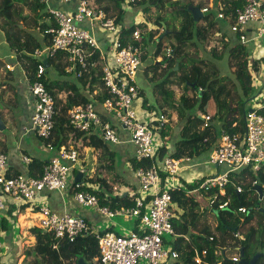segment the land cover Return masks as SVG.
I'll return each mask as SVG.
<instances>
[{"label": "built area", "instance_id": "built-area-1", "mask_svg": "<svg viewBox=\"0 0 264 264\" xmlns=\"http://www.w3.org/2000/svg\"><path fill=\"white\" fill-rule=\"evenodd\" d=\"M41 1L47 3L46 11L56 26L47 30L52 36L51 44L37 48L32 53L40 63L37 65L35 79L28 83L33 99L30 122L31 128L45 141L46 147L53 154L42 167L41 174L32 177L22 173L8 174L7 155L0 150V229L3 216L11 204L32 202L42 191L67 192L72 177V185L76 188L73 199L78 205L94 207L108 220L115 217L133 218L136 221L135 228L122 234L111 230L95 231L82 216L67 212L58 213L42 206L39 210L38 228L49 234L53 249L58 250L62 242H72L79 235L90 233L95 234L97 239L98 264H176L179 254L172 243L178 234L175 233L171 222L175 215L171 207V191L182 188L177 174L182 162L189 161L190 158H175L171 155L158 158L159 149L163 144L159 133L167 124V117L161 110L141 107L138 112L134 107L135 102L140 99L135 77L143 63L140 42L143 30L136 28L123 40L120 35L122 27L117 21V16L93 7L91 0H57L61 3L73 1L75 5L72 10L51 6L50 0ZM133 1L137 0H124V4L128 6ZM219 9L222 10L223 6ZM201 10L206 13L209 9L204 7ZM234 13L230 30L240 33L241 42L246 40L244 32L250 22H256L257 34L264 36V0H243V4L237 7ZM218 17L225 18L222 11L218 12ZM96 28H102L112 34L111 38L104 40L107 42L106 46L98 42L94 33ZM58 56L65 61L66 73L75 78L83 77L97 62L102 84L109 93L102 102L104 110L128 133L134 145L135 158L151 161L148 166H139L135 170L138 188L131 206L111 208L108 205H100L94 193L77 189L80 182L75 181V175L85 171L80 166L76 167L79 164L78 151L71 146L61 144L56 147L52 143L57 110L56 100L43 82L46 70L44 62ZM5 69L12 70L13 66L6 63ZM258 84L260 103L244 112L243 132L230 133L222 129L214 142L208 162L220 169L218 173L202 179L197 188L190 191L186 189V193L198 190L206 192L211 208H214L215 203L219 209L227 208L229 201L218 202L217 193L224 195L225 185L230 182L232 173L247 168L264 172V116L259 112V109L264 108V74ZM65 117L70 128L76 133L88 134L95 130L104 141L113 144L119 142V136L114 132L111 123L99 115L91 100L68 108ZM210 118L209 114L203 115V127L209 125ZM23 161L28 163L29 158L23 156ZM252 184L257 185V181L252 180ZM233 185L237 193L243 191L240 183ZM212 190L215 191L210 194ZM263 198L264 194H261L259 200ZM248 209L246 206H240L236 210L241 224L249 213ZM246 226L247 223H244L241 229L235 230L233 239L242 238L246 234ZM166 236H171L169 243ZM183 236L189 240L187 234ZM209 240H213V236H210ZM241 247L232 244L219 246L213 252L207 248L199 250L192 247V258L195 264H221L223 258L239 262ZM212 253L216 255V261L211 259ZM65 259L63 264H66Z\"/></svg>", "mask_w": 264, "mask_h": 264}, {"label": "trees", "instance_id": "trees-1", "mask_svg": "<svg viewBox=\"0 0 264 264\" xmlns=\"http://www.w3.org/2000/svg\"><path fill=\"white\" fill-rule=\"evenodd\" d=\"M221 1L224 3L222 10H220L219 7L217 8L216 13H211L208 10V12L204 13L203 17L198 21L193 20L191 14L186 11L185 4L182 3L181 0L133 1L128 6L133 8L141 7V12L143 14H148L150 7H153L154 11L159 13L162 12V9L169 6V8H173V11L175 9L174 12L171 11V15L180 13V20L174 16H170L167 17L168 21H166L163 17L157 16L153 21H151L146 17L147 19L141 23H132L127 26L122 24V17L125 13V9L128 8V6L124 4V0H91V5L95 8H101L102 10L117 16V21L122 27L120 35L121 39L123 40L126 39L134 29L139 28L143 30L141 33V40L143 41L142 60L146 59L149 54L151 57L156 59V57H158V55L164 51L165 56L163 59L167 58V65L169 64L174 66L176 59H180L177 70L180 71L183 66L185 68L191 64L187 55L188 51L185 49L187 47L193 48L195 52H199L201 55L202 52L205 51L214 59L220 60L225 57L224 50L227 46L225 22L227 21V24L233 23L235 9L243 4V0ZM196 4H198L200 8L206 7L203 0H198ZM219 11H222L225 18L218 17ZM49 16L50 15L46 11L45 4L41 0H0V17L6 19V22L1 25L3 27L2 29L5 32V24L8 22V27L11 31L10 33H5V41L9 44L11 49H14L16 53V61L19 63V65L24 66V74L27 76L28 80L27 84L31 83L35 79L37 65L40 63L39 59L32 56L33 51L37 48H41L45 45L49 46L51 44L52 36L51 33L47 32V30L53 28L56 25L53 20H51L50 23L45 21ZM169 20L178 21L179 28L176 29L174 24L171 23L173 31H168V33L164 35V32L170 29V26L168 25V23H170ZM219 20L223 22L219 23ZM32 22L36 24L39 33H41L42 42L26 29L25 23L27 25L32 24ZM148 22H152L153 25L148 27ZM20 23L23 25L22 28L19 27ZM163 23L165 26H163ZM212 33H214L217 38L219 36V39H211V41H214L215 44L211 46V41L209 39L211 38L210 35H212ZM235 34L239 39L240 33ZM170 36H173L176 39V42L171 45V50H166L163 45V39ZM219 40L221 43H218ZM137 44L139 43L137 42ZM152 45H154V50L150 52V47ZM182 49H184V53H182V55H176L175 52H178ZM228 56L230 66L234 69L233 81H231L229 76H225L223 78L218 77V73L215 75L214 72L216 71L213 69L214 71L210 72L209 75H207L206 72L201 74L199 72L197 73L195 76L197 77L195 79L196 81H191L195 83L196 87H192L187 83H185L184 87L186 91L190 89L194 91L195 95L198 96L199 92L201 91L199 87L206 88L207 95H210L211 91L216 86L222 85V88L224 89L232 85L233 92L237 94L236 104L232 106L225 100H219L217 112L214 113V116H216V118L221 121V128L223 130L230 133H242L244 129L243 112H245L242 104L247 98H251L255 94L256 85H254V76L251 74L250 68L256 70L257 61L255 60L253 63H251L250 59H248L247 51L243 45L239 43H235L230 47ZM50 60L51 59H47L44 64H46V62H50ZM208 60V58L203 57L198 59V61L203 63L204 66L208 64ZM209 64L210 67L213 66L212 60H210ZM58 69L65 71V64L62 63L59 65ZM89 75H91L90 79H92V81H94L96 84L102 80L101 72L99 70L97 71V68L94 67H91L89 72L83 77L79 78V80L81 81L84 78L86 79ZM223 79H226V81L229 80L230 85L223 83ZM43 82L47 89L50 90L49 83L45 81V78L43 79ZM165 83L166 80H162L161 83L158 84L161 92L166 90L164 88ZM166 92L168 93L169 91L166 90L165 93ZM108 96L109 93L103 86L101 91L96 94L95 98L98 102L102 103ZM180 100V105H176L174 107L178 112L179 118H184L183 116H185L184 125L179 132V138L175 143V150L173 153L167 154L166 149L161 147L163 145L160 146L161 148L158 152V158L160 159L165 155H171L175 158L182 156H198L201 152L212 147L213 142L216 141H214V137L217 136L214 133L218 132L219 135L220 129L217 130L214 125L209 124L208 126L203 127V119L200 116H196L194 113L185 114V112H189L195 107L197 100L195 101V99L187 97L184 94L181 95ZM196 106H198V104ZM223 109L225 111L222 113ZM259 112L264 116V108L259 109ZM169 130L168 124H166L160 130L159 136H161L163 141L170 136L168 133ZM60 131V128L57 129L55 127L52 132L60 133ZM109 156L110 158L108 159L106 168L111 169L113 168L114 164V155L109 152ZM150 162L151 161L149 159L137 160L134 156L131 163L133 168L136 170L139 166H148ZM38 168L40 167L38 166ZM246 175L249 176V178H246ZM162 177L163 180L164 175H162ZM201 180L202 179L193 184H185V188L188 190L197 188ZM252 180H256L257 185H253ZM235 183H240L243 186V191L241 193L236 192L233 185ZM263 183L264 172H261V170L257 172L247 168L232 173L230 182L225 185L224 195L217 193L218 202H223L226 200L229 201L227 208L219 209L217 203L214 204V208L210 207L211 210L209 213H211V216L214 220L213 226L207 224L202 225L199 223L197 219L199 203L191 195L192 193L194 194V192L187 196L186 189L183 188L171 191L172 202L182 209V213L174 215L171 220L175 233L178 234L172 243L173 248L179 254L176 264H195L192 258V247H196L199 250L207 248L210 252H213L214 249L219 246L231 244L240 245L244 248L245 258L250 259L256 252L252 245L255 244L259 246L261 251L264 253V206L255 209V207H249L250 204L248 201L251 196H253L255 201H257V198L259 199V193H257L258 185L261 187L262 194H264ZM77 189L89 190L97 196L100 205H108L111 208L122 206L128 207L134 203L135 195H116L109 200H105V195L103 192L100 193L98 191H94L87 187L85 183L80 182ZM70 190L72 192L76 190L74 185L70 186L69 191ZM214 191L215 190H212L209 193L211 194ZM240 206L251 208V211L245 216L244 223L255 221L256 229L246 232V234L240 239H233V232L235 230L241 229L242 225L244 224H241L236 213L237 208ZM10 209L11 207L6 212L11 211ZM204 211H206V209H202V214ZM175 212L177 213L176 210ZM6 218L7 216L5 214L1 222V229L7 227ZM260 220L262 221L260 222ZM31 231L34 233L36 238V243L32 249L34 253V264H63V260L65 258H69V262L71 264H77L79 257L84 258L87 263L94 264L95 262V264H98V249L95 234H81L72 242H62L59 249L55 250L51 247L50 236L48 233L36 227ZM186 234L188 235L189 240L185 239L183 236ZM210 236H213V240H209ZM211 256L213 261L217 260L215 254L212 253ZM25 257L28 258L27 255ZM262 258H264V254H262L255 264H264V259L262 260ZM26 260H24L22 264H25V262L28 264V261ZM221 264H240V262H234L230 259L223 258L221 259Z\"/></svg>", "mask_w": 264, "mask_h": 264}, {"label": "crops", "instance_id": "crops-1", "mask_svg": "<svg viewBox=\"0 0 264 264\" xmlns=\"http://www.w3.org/2000/svg\"><path fill=\"white\" fill-rule=\"evenodd\" d=\"M192 1L197 3L198 0ZM203 1L205 6L209 8V12H211L210 6L212 1ZM49 2L50 5H53L54 7L67 10H72L75 5L73 1L70 3H61L57 0H50ZM128 8H130V6ZM126 16L131 17L132 13H126ZM143 21L145 20L139 19V23ZM225 23L227 46L225 47L224 52L228 63L230 47L235 43L242 44L248 53V59H250L251 63L255 60L257 61L256 70L250 68L251 74L253 76L256 75L258 80L261 81V77L264 74V36H259L257 34V23H248L244 32V35L246 36L244 42H241L240 39L236 37V34L230 30V24H227V21ZM85 25H87V23H85ZM149 26L151 25L148 23V27ZM19 27L22 28L23 25L20 23ZM26 29L42 42V35L39 33L34 22H32V24H27ZM94 33L100 43H104V40L102 39L103 35L101 33H96L95 31ZM3 39H5V33ZM2 41L3 40L0 42V44H2L0 45V119L4 128H0V150L4 151L7 155L6 167L8 174L16 175L22 173L28 174L32 177H38L42 172V167L49 161L53 152L48 150L45 141L31 128L30 117L33 109V99L28 89V80L27 76L24 74V66L17 63L14 49H11L6 41H3L5 43V45H3ZM206 54L207 52H202V55ZM213 61L218 62V59L213 58ZM6 63L12 65L13 69L9 71L6 70ZM62 63L65 64V61L58 56L45 64L46 70L44 78L45 81L49 83V91L54 96L57 107L54 128L61 129L60 133L52 132V143L56 147L61 144L71 146L78 151L79 164L76 167L80 166L85 170L82 174L81 182L85 183L87 187L94 191L100 193L103 192L105 200H109L116 195H136L138 185L135 177V169L131 163L132 158L134 157V145L130 141L128 133L121 129L116 119L109 113H106L102 103L98 102L95 98L96 94L101 91V88L103 87L102 80L96 84L90 79L91 75H89L86 79L84 78L80 81L79 78H75L71 74L65 73L64 70H59L58 67ZM91 67L97 68V71L99 70L97 62ZM231 72L234 76L233 67H231ZM140 73H146V69L144 70L141 67L137 74L139 75ZM146 77L150 78L148 74ZM139 88L141 93V90L143 89L141 87ZM159 91L161 95L158 96L152 93V98L149 99V101L140 97V99L135 102L134 107L140 112L141 107L144 109H156L155 107L157 106L159 110L165 113L168 121L167 124L170 129L168 132L170 136L163 141L162 147L166 149L167 154H171L175 150V143L179 138V132L183 127L185 120V116L184 118H179L178 112L174 107L180 105V97L183 93H180L178 99L176 98L174 91L167 90L169 92L165 93L166 90L161 92L160 88ZM188 94L189 93L185 95L195 99V101L197 100L196 95L192 97V95ZM164 96L166 97V100H163ZM89 100L93 101L95 109L99 115L111 123L114 132L119 136L118 143L113 144L104 141L101 135L95 130H92L88 134H80L70 128L68 120L65 117L66 110L76 104ZM254 101V96L245 100L246 103L248 102L249 108L255 106L252 104ZM245 102L243 104H245ZM244 107L245 106H243V109ZM165 109H169L167 114ZM246 110L244 109V111ZM195 111L196 108L194 107L186 113H195ZM206 114L213 115V113H205V115ZM212 123L217 130L220 129L219 135L218 132L214 133L217 135L214 137L215 141L218 139L222 131V123L217 120H214ZM213 146L214 142L212 144V147ZM212 147L201 152L198 156H186L189 157L190 160L182 162V167L177 174V178L181 182L183 189H187L185 188V184H193L200 179L218 173L220 169L208 162ZM109 152L114 155V164L111 169L106 168V164L110 158ZM82 155H84L83 158ZM23 156L29 158L28 163L23 161ZM118 156L122 161L121 166H118ZM98 157L99 177L93 178L95 177V174L93 177L90 175L91 171L94 169V163H91V160ZM38 166L40 168H38ZM103 171L106 175L105 178L101 176ZM109 178L111 181L110 184L107 183L109 182ZM246 178H249V176L246 175ZM69 182V186H71L72 177ZM190 190L191 189L188 191ZM192 192L193 191L190 193ZM190 193H186L187 196L190 195ZM259 196L261 195L259 194ZM42 206H47L58 213L67 212L82 216L86 220L88 226L92 230L97 231L111 230L117 234H122L134 229L136 224L135 219L130 217H115L108 220L105 219L94 207L78 205L73 199V192L71 190L64 193L58 191H42L34 197L32 202L23 201L13 205L11 204V211L5 213L7 216V227L0 229V241L2 243V248L0 249V264H22L24 260L28 259L25 257L28 254L26 253V247L32 246L33 249L36 243L35 235L31 230L35 227L38 228V220L40 218L39 210ZM176 207L177 213L174 211L176 213L175 215L181 214L182 209L178 206ZM246 228L247 227H245L244 230ZM17 235H19V237H17ZM32 252L33 250L27 255L30 260H33L34 256Z\"/></svg>", "mask_w": 264, "mask_h": 264}, {"label": "rangeland", "instance_id": "rangeland-1", "mask_svg": "<svg viewBox=\"0 0 264 264\" xmlns=\"http://www.w3.org/2000/svg\"><path fill=\"white\" fill-rule=\"evenodd\" d=\"M211 1H212L211 6H210L211 13H216L218 7L224 6V3L221 0H211ZM49 4H50V2H49ZM51 6H53V5H51ZM46 7H47V3L45 4V8ZM171 11H173V8H169V6H167L164 9H162V12H159V13L155 12L153 7H150V10L148 11V14H143L141 12V7H139V8L130 7V8L126 9V11H125V13H124V15L122 17L123 18L122 24L127 26V25L132 24V23H139V19L146 20L147 18H149L151 21H153L154 18H156L157 16L163 17L166 21H168L167 17H170V16H174L175 18H178V20H180V13H175V14L171 15L170 14V13H172ZM174 11H175V9H174ZM128 12L132 13L131 17L126 16V13H128ZM51 20H52V18L49 16L48 18H46L45 21L47 23H50ZM5 22H6V19H4L3 17H0V42H1V40H3L5 42V39H3L4 38V33H10L11 32L9 27H8V22H7V24H5V32L2 29L3 27L1 25H3ZM222 22L223 21L219 20V23H222ZM148 23L151 26L153 25L152 22H148ZM171 23L174 24L176 29L179 28L178 21H170V23H168V25L170 26V29H168L167 31H170V32L173 31V29H172L173 27H172ZM25 26H26V23H25ZM95 32L96 33H101L103 35V38H102L103 40L109 39V38L112 37V34L106 32L102 28H96ZM210 36H211V38L209 39L210 41H211V39H215V40L219 39V36L217 38V36H215L214 33H212V35H210ZM97 40H98V38H97ZM163 40H164L163 41V45L165 43H167V44H165V49L166 50H169L171 45L176 42V39L173 36L165 37ZM3 41H2V43H3V45H5V43ZM141 41L142 40H140V42ZM98 42L100 43L99 40H98ZM106 43L107 42L104 41V43H100V44L102 46H106ZM202 43H203V39H202ZM218 43H221V41L219 40ZM210 44H211V46L215 45L214 41H211ZM0 45H2V44H0ZM153 46L154 45H152L150 47V51L154 50ZM1 47H3V46H1ZM141 47L143 48V41H142ZM185 49H186V51H188L187 55H188V59H190V63L191 64L189 66L185 67V68L183 66L180 71L175 70L174 69L175 66H171L169 64L167 65V63H168L167 58L163 59V57L165 56V52L164 51L161 54H159L158 57H156V59L151 57V55H148V57L143 61L142 66H141L144 70L146 69V73H144V74L140 73L139 75L136 74V77H135V80H136V82L138 84V87H141L143 89V90H141V93H140L141 94L140 97L142 99H144L146 101H149V99L152 98V93L154 95H158V96L161 95L160 91H159V86H158L157 83H161L162 80H166L164 88L166 90L174 91L176 98L179 99V96H180L181 92L184 95L189 93L188 95H192V97H193L195 95L194 91H192L190 89L188 91H186L184 85H185V83L189 84L191 81H196L195 79L197 77H195V76L197 75L198 72L200 74L206 72V74L209 75V73L213 72L214 71L213 69H215L216 72H214V74L216 75L218 73V75H217L218 77L223 78L225 76H229L231 81L234 80L233 73L231 72L230 63H228V60H227L226 57H223L222 59H220V61L218 60V62H217V61H213L212 56H209L208 54L201 55V54H199V52H195V50L193 48H188L187 47ZM175 53H176V55H179V54L182 55V53H184V49H182V50H180L178 52H175ZM0 54H1V52H0ZM202 57L209 59L208 60V64L205 65V66L203 65V63L198 61V59L202 58ZM210 60H212V63H213V66H211V67H210V64H209ZM163 61H164V63H163ZM147 74L150 76V78L146 77ZM223 83H226L227 85H230V81L229 80L226 81V79H223ZM257 83H258V78H257L256 75H254V85H256L257 88H256L255 94H254L255 101L252 104L255 105V106L260 103V99H261L260 86H259V84L257 85ZM152 88H153V92H152ZM199 89L201 90V95H198V96L196 95L198 106H195L196 107V111H195L194 115H196V116L200 115L201 117H203V115H205V113H213V115L209 114V115H211V118L209 120V124L210 125L211 124L214 125L212 123L214 120H217V121L221 122L218 118H216V116H214V113L217 112V105H218V101L219 100H221V99L225 100L228 104H230L232 106H234L236 104L237 94H235V92H233L232 85H230V86H228L227 88H224V89L222 88V85L216 86L211 91L210 95H207L206 88L199 87ZM139 91H140V88H139ZM1 94H2V92H1ZM163 100H166L165 96L163 97ZM180 103H181V100H180ZM242 106H245L244 107L245 110L249 109L248 102L247 103L245 102V104H242ZM155 108L157 110H159V108L157 106ZM165 110H166V114H167L169 109H165ZM222 111H225V110L223 109ZM80 155H81V153H80ZM83 157H84V155H82V158ZM96 157H97V155H96ZM91 163H94V169L91 171L90 175H92V177H93V175L95 174V177H93V178H98L99 177V174H98L99 173V171H98L99 170V166H98L99 165L98 164L99 163V157L96 158V159H92ZM121 165H122V161L120 160V157L118 156V166H121ZM101 176H103L104 178L106 177L104 171H103ZM110 182L111 181H110V178H109V182H107V183L110 184ZM191 195L199 203V212H197L198 213L197 219H198L199 223L202 224V225L207 224V225L213 226L214 225V220H213V218L211 216V213H209V211L211 210V208L209 206V199H208L209 195L206 192H204V191H197V192H194V194L192 193ZM248 201H249V204H250L249 207H255V209L261 208V207L264 206V198L262 199V201H260L258 198H257V201H255L253 196H251L248 199ZM171 207H172L173 214H176L174 211L177 210V207H176V204H174V202H172ZM201 208L206 209V211H204L203 214L201 212L202 211ZM175 217H177V216H175ZM261 221L262 220H260V222ZM246 227H247L245 229L246 232L253 231L254 229H256V222L255 221H251L250 224L247 223ZM95 231H97V230H95ZM166 239H167V241L169 243L170 240H171V236H166ZM228 241H229V239H228ZM252 245H253V249L256 250V252H263V251H261V248L259 246L255 245V244H252ZM26 250H27V252L24 249V251L26 253H28L27 255H29V253H31V251H32V246L26 247ZM33 255H34V253H33ZM263 259L264 258H262V260ZM65 260H66V264H71L69 262L70 261L69 258H67ZM26 261H28V264H34L33 260L29 259V256H28V259ZM25 264H26V262H25ZM94 264H95V262H94Z\"/></svg>", "mask_w": 264, "mask_h": 264}, {"label": "water", "instance_id": "water-1", "mask_svg": "<svg viewBox=\"0 0 264 264\" xmlns=\"http://www.w3.org/2000/svg\"><path fill=\"white\" fill-rule=\"evenodd\" d=\"M181 2L185 4L186 11H188L191 14V16H192L194 21H198L199 19H201L203 17L204 13L202 12V10H201V8H200V6L198 4L194 3L191 0H181ZM163 26H165L164 23H163ZM167 33H168V31L166 30L164 32V35H166ZM163 63H164V61H163ZM178 64H179V59H176V62H175V65H174L175 66L174 67L175 70H178ZM189 85L192 86V87H196L195 83H193V82H190ZM199 95H201V91L199 92ZM249 110H251V109H249ZM3 126L4 125H3V123L1 122V119H0V128L3 129L4 128ZM81 177H82V173L78 172L75 175V181L76 182H81ZM257 191H258V193L260 195L262 194L261 187L259 185L257 186ZM248 210L250 212L251 208H249ZM262 254H263V252H256L250 259H246L245 258V254H244V248L241 247L240 248L241 259H240L239 262H240V264H255L257 262L258 258ZM77 264H90V263H87L84 260V258L79 257L78 260H77Z\"/></svg>", "mask_w": 264, "mask_h": 264}]
</instances>
